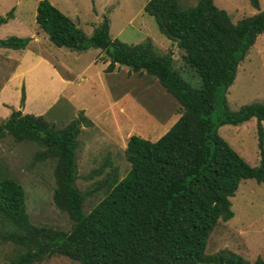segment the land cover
Instances as JSON below:
<instances>
[{
    "label": "trees",
    "instance_id": "trees-1",
    "mask_svg": "<svg viewBox=\"0 0 264 264\" xmlns=\"http://www.w3.org/2000/svg\"><path fill=\"white\" fill-rule=\"evenodd\" d=\"M234 22L214 0L184 6L179 0H148L143 7L158 30L175 41L186 64L200 77L194 87L173 66L172 53H158L152 42L127 44L109 35L107 18L91 35L78 27L49 0H39L35 21L56 47L74 51L99 48L109 63L145 71L178 101L177 120L158 139L131 135L125 147L130 163L119 179L117 169L103 180L106 194L86 213L85 194L75 185L76 137L82 116L62 128L43 115L13 109L0 124V135L35 142L42 159L56 158L53 202L73 221L61 230L30 221L25 190L10 177L0 178V240L16 246L8 264H35L55 254L80 264H264V251L254 263L228 249L207 253L218 221L233 217L230 198L243 179L264 184V103L252 102L230 110L227 90L238 64L257 36L264 33V9ZM13 17V8L0 15V25ZM29 37L10 35L0 47L25 49ZM26 99L20 89V105ZM255 118L259 163L250 165L219 135L222 125H241ZM108 160V159H107ZM109 161V160H108Z\"/></svg>",
    "mask_w": 264,
    "mask_h": 264
},
{
    "label": "rangeland",
    "instance_id": "rangeland-1",
    "mask_svg": "<svg viewBox=\"0 0 264 264\" xmlns=\"http://www.w3.org/2000/svg\"><path fill=\"white\" fill-rule=\"evenodd\" d=\"M38 1L0 0V15L13 8V17L0 25V39L10 35L30 38L25 49L0 47V124L13 109L43 115L56 128L82 116L90 120L80 125L75 149V185L85 194L83 209L88 213L106 194L103 180L111 178L113 168L119 179L128 172L130 163L124 150L129 137L158 139L177 120L182 108L158 79L145 71L135 72L118 63L113 71H105L109 59L99 48L74 51L56 47L35 21ZM49 1L86 35L107 18L112 39L127 44L150 40L158 53H172L173 66L184 79L200 86L199 75L184 62L176 42L161 33L153 17L144 12L148 0ZM258 1L259 8L264 9V0ZM179 2L189 6L197 0ZM214 3L234 22L257 12L250 0ZM22 85L26 91L23 106L19 102ZM226 96L230 110L252 102L264 103V33L257 36L238 64ZM262 123L264 128V120ZM218 133L247 163H259L255 118L241 125H222ZM40 150L35 142L17 141L8 133L0 135V178L10 177L22 185L33 224L70 230L71 217L53 202L56 158L42 159ZM230 200L233 217L218 221L209 236L207 253L228 249L254 263L264 251V184L243 179ZM15 253V245L0 240V264H8ZM35 264L80 263L55 254Z\"/></svg>",
    "mask_w": 264,
    "mask_h": 264
},
{
    "label": "crops",
    "instance_id": "crops-1",
    "mask_svg": "<svg viewBox=\"0 0 264 264\" xmlns=\"http://www.w3.org/2000/svg\"><path fill=\"white\" fill-rule=\"evenodd\" d=\"M25 57H26V56H23L22 58H23V59H26ZM31 57H32L33 59H35L32 55H31ZM38 60H40V58H38ZM19 67H20V66H18L17 68H19Z\"/></svg>",
    "mask_w": 264,
    "mask_h": 264
}]
</instances>
